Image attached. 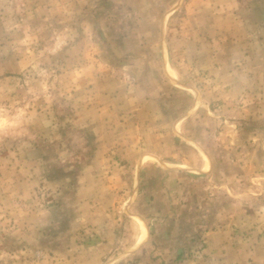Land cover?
<instances>
[{"label":"rangeland","instance_id":"obj_1","mask_svg":"<svg viewBox=\"0 0 264 264\" xmlns=\"http://www.w3.org/2000/svg\"><path fill=\"white\" fill-rule=\"evenodd\" d=\"M0 264H264V0H0Z\"/></svg>","mask_w":264,"mask_h":264}]
</instances>
